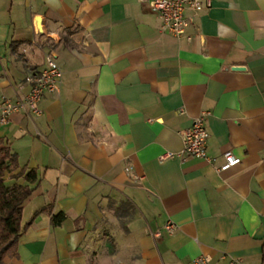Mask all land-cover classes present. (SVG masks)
<instances>
[{
	"label": "crops",
	"instance_id": "1",
	"mask_svg": "<svg viewBox=\"0 0 264 264\" xmlns=\"http://www.w3.org/2000/svg\"><path fill=\"white\" fill-rule=\"evenodd\" d=\"M209 1L187 42L137 0H0V101L48 58L62 73L39 116L0 124L6 184L39 178L5 264H264V0ZM203 113L210 162L183 154Z\"/></svg>",
	"mask_w": 264,
	"mask_h": 264
},
{
	"label": "built area",
	"instance_id": "2",
	"mask_svg": "<svg viewBox=\"0 0 264 264\" xmlns=\"http://www.w3.org/2000/svg\"><path fill=\"white\" fill-rule=\"evenodd\" d=\"M140 5L148 6L161 20V33L175 38L184 39L187 42L192 40L189 29L192 26V18L186 15V11L199 13L204 8L210 7V1L205 0L202 5L197 0H137ZM62 73L54 58H48L45 67L28 78L29 93L22 99L14 101H0V124L8 123L13 114L25 111L33 116H39L41 111L39 102L45 94H53L60 86ZM208 113H203L195 118L187 129L182 132L183 154L188 157L210 162L207 156V141L209 134L206 129L205 120ZM165 158H172L171 155ZM222 164L219 171H226L240 163V159L230 152L222 155ZM164 230L171 233L174 226L166 223ZM155 237H159L156 234ZM193 264H210V258L206 256L198 257Z\"/></svg>",
	"mask_w": 264,
	"mask_h": 264
},
{
	"label": "trees",
	"instance_id": "3",
	"mask_svg": "<svg viewBox=\"0 0 264 264\" xmlns=\"http://www.w3.org/2000/svg\"><path fill=\"white\" fill-rule=\"evenodd\" d=\"M11 46L13 47V45ZM17 168L16 154L10 150L4 140L0 139V264H5V258L17 257L18 240L29 226V223L23 225L21 222L23 204L34 191L30 185H37L39 182L35 170H23L15 177H22L30 185L8 186L5 177ZM51 210L52 206H47L39 212L49 213L51 225L59 226L65 216L62 213L51 214Z\"/></svg>",
	"mask_w": 264,
	"mask_h": 264
},
{
	"label": "clouds",
	"instance_id": "4",
	"mask_svg": "<svg viewBox=\"0 0 264 264\" xmlns=\"http://www.w3.org/2000/svg\"><path fill=\"white\" fill-rule=\"evenodd\" d=\"M111 149H112V145H108L107 150H111ZM120 151H122V149Z\"/></svg>",
	"mask_w": 264,
	"mask_h": 264
},
{
	"label": "rangeland",
	"instance_id": "5",
	"mask_svg": "<svg viewBox=\"0 0 264 264\" xmlns=\"http://www.w3.org/2000/svg\"><path fill=\"white\" fill-rule=\"evenodd\" d=\"M47 47H50L51 45H46Z\"/></svg>",
	"mask_w": 264,
	"mask_h": 264
}]
</instances>
